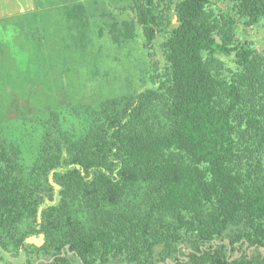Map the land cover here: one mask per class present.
<instances>
[{"label":"trees","instance_id":"16d2710c","mask_svg":"<svg viewBox=\"0 0 264 264\" xmlns=\"http://www.w3.org/2000/svg\"><path fill=\"white\" fill-rule=\"evenodd\" d=\"M232 1L234 14L211 0H132L133 19L109 33L141 29L152 85L103 99L72 129L53 108L27 173L21 146L0 138V258L264 264V51L237 33L264 21V0ZM66 14L86 42L85 4ZM99 198L142 205L97 222ZM40 234L41 246L27 241Z\"/></svg>","mask_w":264,"mask_h":264},{"label":"rangeland","instance_id":"374dc122","mask_svg":"<svg viewBox=\"0 0 264 264\" xmlns=\"http://www.w3.org/2000/svg\"><path fill=\"white\" fill-rule=\"evenodd\" d=\"M76 2L85 4L89 16L83 43L76 42L68 30L66 12ZM211 2L216 11L234 14L232 0ZM131 3L0 0V138L21 146L26 173L44 140L40 122L49 119L53 108L60 110L64 126L72 129L80 126L87 110L103 99L152 85L151 56L143 46L141 29L135 38L121 42L113 41L109 33L114 22L133 19ZM165 19L163 13L160 21ZM238 24L237 33L264 51V21ZM139 192L130 190L132 195ZM99 202L105 210L95 215L97 222H121L123 214L142 205L128 202L119 207L100 198ZM0 264L12 263L0 258Z\"/></svg>","mask_w":264,"mask_h":264},{"label":"water","instance_id":"95a60500","mask_svg":"<svg viewBox=\"0 0 264 264\" xmlns=\"http://www.w3.org/2000/svg\"><path fill=\"white\" fill-rule=\"evenodd\" d=\"M28 242L35 243L38 246H41L44 243V235L40 234L39 236H29L27 238Z\"/></svg>","mask_w":264,"mask_h":264}]
</instances>
